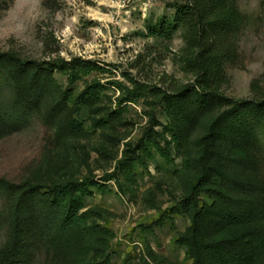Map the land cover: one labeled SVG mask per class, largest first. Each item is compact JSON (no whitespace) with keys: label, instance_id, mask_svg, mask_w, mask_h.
<instances>
[{"label":"trees","instance_id":"obj_1","mask_svg":"<svg viewBox=\"0 0 264 264\" xmlns=\"http://www.w3.org/2000/svg\"><path fill=\"white\" fill-rule=\"evenodd\" d=\"M172 7L174 12L149 25V32L171 41L180 31L185 41L181 58L196 78L170 89L152 88L145 137L128 144L116 171L134 181L131 170L156 153L174 162L175 151L181 163L171 211L191 222L175 242L191 264H264V99H235L221 90L243 22L238 0H175ZM103 69L82 57L41 60L0 52V139L40 114L54 128L59 146L56 160L47 162L50 180L36 175L17 183L0 177V196L7 201L0 212V233L6 231L0 264H112L116 233L107 222L110 211L85 203L94 189L105 191V186L92 176L68 174L75 165V143L98 129L112 137L110 130L120 122V113L103 101L105 85L99 79L86 80L75 90L80 80ZM56 72L67 77L66 86ZM134 90L129 98L142 88ZM159 109L168 121L158 117ZM83 153L90 169L89 153ZM111 177L116 173L105 180ZM145 201L161 207L153 194ZM43 246L46 256L40 258ZM151 255L157 264H179Z\"/></svg>","mask_w":264,"mask_h":264},{"label":"rangeland","instance_id":"obj_2","mask_svg":"<svg viewBox=\"0 0 264 264\" xmlns=\"http://www.w3.org/2000/svg\"><path fill=\"white\" fill-rule=\"evenodd\" d=\"M174 1L0 0V52L41 60L82 57L104 68L80 80L75 90L80 91L86 80L99 79L105 85L103 101L120 113V122L110 130L112 137H105L98 129L88 139L77 141L71 151L75 165L68 174L92 176L105 186V191L94 189L85 203L110 211L107 222L116 233L112 264H157L152 252L167 262L192 263L185 249L175 242L190 219L171 211L178 199L174 184L181 157L173 151L175 161L171 162L156 153L146 164L131 170L134 181L129 174L116 171L119 160L126 157L128 144L137 145L145 137L152 88L170 89L196 78L181 58L185 41L180 31L171 41L149 32V25L174 12ZM238 7L243 22L235 33V58L225 67L221 90L235 99H264V0H238ZM56 76L67 85V77L59 72ZM135 86L142 90L129 98ZM158 117L168 121L161 109ZM82 118L89 127L86 112ZM58 149L54 128L35 114L27 127L0 139V177L17 183L36 175L50 180L47 162L56 160ZM82 150L89 153L90 169ZM113 173L117 178L105 180ZM149 194L156 197L160 208L147 204ZM6 206V199L0 196V212ZM161 216L164 222L158 224ZM5 233H0V246ZM37 256H46L45 246Z\"/></svg>","mask_w":264,"mask_h":264}]
</instances>
